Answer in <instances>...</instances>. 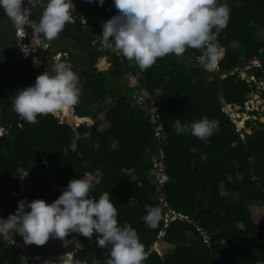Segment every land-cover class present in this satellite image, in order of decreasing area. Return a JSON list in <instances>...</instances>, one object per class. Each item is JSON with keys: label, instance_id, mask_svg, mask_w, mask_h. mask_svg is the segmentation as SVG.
<instances>
[{"label": "trees", "instance_id": "16d2710c", "mask_svg": "<svg viewBox=\"0 0 264 264\" xmlns=\"http://www.w3.org/2000/svg\"><path fill=\"white\" fill-rule=\"evenodd\" d=\"M226 2L231 10L228 24L213 29L217 41L225 47L217 70L196 65L202 50L187 48L182 57L167 54L147 69L115 51L109 59L113 67L108 72L97 65L109 53V48L102 46L99 26L118 13L114 0H105L103 5L98 0H74L81 17L74 11L72 22L51 41L40 36L48 45L42 57L48 52H61L57 49L60 47L74 63L81 89L74 105L75 114L80 117L75 116V121H83L77 127L78 139L75 129L58 115H41L35 123H29L14 111L16 91L34 84L42 71L31 56L16 59L20 51L16 27L0 9V22L9 24L11 40L5 48L0 39V127L5 129L0 135V198L10 197L24 184L28 187L27 201L43 198L51 203L71 179H86L91 174L96 181L89 180L93 185L89 195L98 199L106 191L110 194L119 224H131L144 245L143 264L264 261V221L254 211L255 205L264 203V121H247V132L246 128L238 129L224 108L226 103L245 108L255 93L264 100V89L257 87L259 81H249L235 72L240 63L249 62V56H240L239 48L233 44L238 41L246 52L256 49L258 69L264 72V32L258 33L259 28L264 29V0ZM34 4L27 5L30 22L39 21L44 0H35ZM23 28L32 31L31 24ZM93 28L97 33L91 31ZM128 62L139 67L144 87L156 99L155 120L134 99L135 89L141 87L127 82L125 93L111 86L112 80L125 77ZM100 110L105 113L104 120L98 117ZM204 116L218 122L217 129L205 139L190 132L178 133L173 127L177 118L190 124ZM90 118L93 124L87 122ZM72 142L77 144L76 151L71 150ZM156 156L166 174L163 182L152 174ZM214 164L221 170L217 176L212 173ZM20 171L22 181L13 182ZM222 184L228 191L225 195ZM145 205L160 208L161 218L155 228L148 227L142 219ZM17 207L16 201L5 207L2 219ZM169 211L180 217L166 222ZM162 231L163 241L174 246L169 257L152 248ZM11 234L13 241L0 234V264H25L18 245L23 237L15 229ZM77 235L70 231L62 239L68 244L63 250L72 252L73 259L59 264H75L77 260L106 264L111 245L99 246V234L93 233L84 246L73 248L69 245ZM55 239L50 237L44 245L30 248V256L37 258L55 251L61 254L55 248L57 243H51Z\"/></svg>", "mask_w": 264, "mask_h": 264}, {"label": "clouds", "instance_id": "9594fccd", "mask_svg": "<svg viewBox=\"0 0 264 264\" xmlns=\"http://www.w3.org/2000/svg\"><path fill=\"white\" fill-rule=\"evenodd\" d=\"M104 2L98 0L100 5ZM29 4L35 6L34 0H0V9H3L17 30L31 24L32 31L26 30L30 33L31 41L33 33L42 34L48 41L57 38L65 25L74 18V0H44L38 22H30ZM114 6L118 13L101 22L102 45L123 54L129 61L134 60L141 69L151 67L157 58L167 54L180 56L187 48H196L202 50L199 56L201 64L208 71H213L224 54L213 29L224 28L228 24L231 10L226 0L224 3L219 0H114ZM28 51H24L26 55ZM35 54L33 51L29 56L41 57ZM104 59L103 56L100 60ZM129 73L134 79L140 77L139 73ZM133 87H141L137 88L135 94L143 95L144 82L141 86L138 81V85ZM80 92L79 77L73 68L66 62L52 63L51 70L38 75L34 84L16 91L13 108L25 121L35 123L41 115L63 114L62 111L78 103ZM217 126L218 122L207 116L190 124L182 123L177 118L173 125L178 133L190 132L200 139L210 137ZM4 131L0 127V135ZM70 147L72 151L77 150L75 142ZM192 150L195 151L194 148ZM159 165L161 167L155 168L152 174L163 182L166 174L162 172V162L159 161ZM92 187L87 179L73 178L51 203L43 198L31 201L21 199L14 213L0 219V234L8 237L15 229L25 244L44 245L50 237L63 239L70 231L86 237L98 233L96 243L99 246L111 245L110 258L106 264H143L144 245L136 229L127 222L120 225L118 210L110 194L106 191L97 199L89 195ZM145 208L146 214L142 219L148 227L155 228L161 218L160 208L153 205H145ZM166 217V222H170L180 216L172 212ZM181 217L190 219L183 215ZM160 234L158 239L163 241ZM22 260L25 261V258ZM75 264L87 262L77 260ZM259 264H264V261Z\"/></svg>", "mask_w": 264, "mask_h": 264}, {"label": "rangeland", "instance_id": "374dc122", "mask_svg": "<svg viewBox=\"0 0 264 264\" xmlns=\"http://www.w3.org/2000/svg\"><path fill=\"white\" fill-rule=\"evenodd\" d=\"M77 11L78 14H80L81 12L77 9H75ZM75 18V16H74ZM73 18V19H74ZM10 26L6 21H2L0 22V39L2 40V44L3 46L9 47L11 45V40H10ZM264 32V29H258V33L261 35ZM31 36L33 37V40H30V33L26 31V29L22 28L17 30L16 28V37H17V42L18 45L20 46V51L18 53V55L16 56V59L20 58V57H27L29 56V54H32L33 51L36 52L35 56L41 55V53H44L43 51L46 50V48L48 47L47 44H43V42L41 41V36L40 34H36L33 33L31 34ZM29 44V45H28ZM235 47L239 48V55L240 56H246L248 55L249 57V62H242L240 63L236 69L235 72H237L241 77L248 79L249 81L254 80V81H259L257 84L258 89H264V72L260 73L259 71V67H260V63L259 60L256 57V49H250L247 52L243 50L242 45L238 43V41H234L233 42ZM36 45V46H35ZM23 48H25L24 51H28V54L26 55L25 52L23 51ZM53 49V48H52ZM51 49V50H52ZM57 49L61 52H57L56 54L53 53V55H51V52H48L46 54L45 57H34L33 56V62L34 64L40 65L44 68V71H49L51 70V66L52 63H58V62H66L68 63L73 70L75 71L74 68V63L72 61L71 58H69V53H64L62 52L60 47H57ZM56 50V48L54 49ZM114 52V50L110 51L109 59L112 56V53ZM246 54V55H245ZM119 55V54H117ZM179 58L182 57L181 55L178 56ZM247 57V56H246ZM103 58V57H102ZM101 58V59H102ZM189 60H192V58H187ZM219 62V60H218ZM129 63V62H128ZM132 63V62H131ZM196 65L199 66H204L203 64H201L200 60L198 62H196ZM98 66L103 69L104 71H111L112 69V64H109L105 61H100L98 62ZM129 66H131V64L129 63ZM218 67V64H217ZM217 67L215 70H217ZM76 72V71H75ZM137 72H140V69L138 67ZM256 75H261L257 78ZM133 75H131V73H126L125 77H123L122 80H112L111 82V86H113V88L119 89L122 92L126 93V83L128 82L129 85L132 84V86H136L138 85V78L136 77V79L132 78ZM223 77H225V74L222 75ZM260 78V79H259ZM128 79V80H127ZM131 83V84H130ZM260 92V91H259ZM135 93L137 94V89H135ZM134 99L138 102H140L144 108H147V113L150 114L152 116V110L150 109L151 107V102L152 99L149 97H144L136 95ZM137 96V97H136ZM108 102H110L111 100L108 99ZM135 101V103H137ZM155 101V100H154ZM224 108L226 109V111L229 113V115L232 117V119L236 122L238 129H243L246 128L247 126V121L249 120H257L260 119L261 121H264V100L263 98L260 96V94L255 93L253 95L250 96V100L247 101L245 108H242L241 106H233L231 104L226 103V105L224 106ZM95 109H97L95 107ZM253 111H257L256 114H251L253 113ZM154 112V110H153ZM56 115H60L59 117L61 118V120L64 121V113L61 114L60 112L57 113ZM98 117L102 120L105 119V113L103 111H99L98 113ZM83 121H81L80 123H82ZM88 123L93 124V120L89 119L87 120ZM247 129V128H246ZM247 132H250V129L246 130ZM155 168H159V159L156 156L155 157ZM262 163V162H261ZM153 171V170H152ZM213 175H219L221 174V170L218 167V164H214L213 166V170H212ZM227 173V172H226ZM226 178V176H225ZM23 179V173L20 171L18 173H16L14 175V177L12 178V181H22ZM86 179L90 180H94L96 181L95 178L91 177V174H87L86 175ZM227 179V178H226ZM157 182V181H156ZM160 186H162V182H159ZM28 191V187H22V190L17 191L16 193L12 194L10 197L5 198L6 201H8L7 199L14 197V201H16L18 203V201H20L21 199H25L27 198V193L25 191ZM228 191L225 190V186L222 184V194L225 195L227 194ZM237 193H233V195H235ZM236 196V195H235ZM162 198V197H161ZM3 202V201H2ZM166 202L164 201V204ZM256 208L254 209L255 213L257 214L256 217H259L260 219H262L264 221V203L262 205H255ZM172 211H169L168 215H171ZM161 237H163V232L160 234ZM89 239V237H86L80 233H78V235L76 237H74V241L72 243H70L69 246H73V248L78 247H82L86 244L87 240ZM10 241H13L12 238L10 239ZM51 243H57L55 246V248H59L57 249L59 252H61V254H58L56 251L54 253H52L51 255H46V256H39V257H34L33 255L30 256V248H34L36 247V244H25L23 240H20V243H18L19 248L23 249V256L25 257V261L26 264H38L35 260H40V264H45V261H47V264H59V261H71L72 257L67 259V255H72V252H66V250L64 251L63 248L65 249L67 247L68 244L65 245V242L62 241L61 238H56L54 240V242ZM17 244V242H16ZM173 244L165 242V241H159L157 240L156 242H154V244L152 245V248L159 251V253L161 255H164L166 257H169V255L171 254L172 250H173ZM62 255V257H61ZM47 257H50L49 259ZM24 261V263H25Z\"/></svg>", "mask_w": 264, "mask_h": 264}, {"label": "water", "instance_id": "95a60500", "mask_svg": "<svg viewBox=\"0 0 264 264\" xmlns=\"http://www.w3.org/2000/svg\"><path fill=\"white\" fill-rule=\"evenodd\" d=\"M35 1V0H34ZM45 44V43H44ZM110 49V51L111 50H114V49H112V48H109ZM223 50L225 51V47H223ZM110 54V52L108 53V54H106V56H105V62H107V63H109V55ZM126 59V58H125ZM127 61H128V59H126ZM127 71L128 72H132L133 74H137V73H135L134 72V67L133 66H129V63H127ZM41 71H42V73L43 72H45L44 71V69H42L41 68ZM138 81H139V83H140V85L141 86H143V80H142V78L141 77H138ZM142 94L145 96V97H147L148 96V98L150 97L151 99H152V102H151V110H152V117H153V119L155 120V117L157 116L156 115V111H157V109H158V107H157V104H156V101H154L155 99L147 92V90L144 88V90H142ZM153 110H154V112H153ZM75 109H74V106H72L71 108H69L68 109V113L64 116V120H65V122L68 124V125H70L73 129H75V134H76V139H78L79 138V132H78V130H77V127L80 125V123H77L76 121H75ZM22 187H23V185L21 186V188H20V191L22 190ZM8 201H6L5 199H3V198H0V219H2V210L5 208V207H7V206H9V205H11L12 203H14L15 201H14V197H12V198H9V199H7ZM3 201V202H2ZM4 238L5 239H7V240H10L11 238H12V234L10 235V236H8V237H5L4 236ZM159 241H162V239L160 238V239H158ZM69 258H71L70 257V255H67V259H69Z\"/></svg>", "mask_w": 264, "mask_h": 264}, {"label": "flooded vegetation", "instance_id": "af4514ba", "mask_svg": "<svg viewBox=\"0 0 264 264\" xmlns=\"http://www.w3.org/2000/svg\"><path fill=\"white\" fill-rule=\"evenodd\" d=\"M78 10H79V9H78ZM74 11L76 12L77 15H80V17H81V15H82L81 13L78 14L76 10H74ZM79 11H80V10H79ZM80 12H81V11H80ZM94 18L97 19L96 17H94ZM99 28L102 29V26H99ZM91 31H92L93 33H97V29H96V28H93ZM102 44H103V43H102ZM102 46H103V45H102ZM114 51H116V50H114ZM117 54H120V53H119V52H116V55H117ZM105 56H106V55H104V57H105ZM100 61H101V60H100ZM97 64H98V63H97ZM109 64H112V62H111L110 60H109ZM112 66H113V64H112ZM98 67H99V66H98ZM133 67H134L135 70H136V71H134V72H135V73H138V72H137L138 66H137V65H136V66L133 65ZM99 68H100V67H99ZM100 69H101V68H100ZM102 70H103V69H102ZM228 104H229V103H228ZM225 105H226V104H225Z\"/></svg>", "mask_w": 264, "mask_h": 264}, {"label": "bare ground", "instance_id": "6f19581e", "mask_svg": "<svg viewBox=\"0 0 264 264\" xmlns=\"http://www.w3.org/2000/svg\"><path fill=\"white\" fill-rule=\"evenodd\" d=\"M36 46V45H35ZM63 113H65V115L68 113V109L62 111Z\"/></svg>", "mask_w": 264, "mask_h": 264}, {"label": "built area", "instance_id": "2783aa9c", "mask_svg": "<svg viewBox=\"0 0 264 264\" xmlns=\"http://www.w3.org/2000/svg\"><path fill=\"white\" fill-rule=\"evenodd\" d=\"M40 58V57H39ZM20 250H21V254H22V256H23V252H24V250L23 249H21V248H19ZM24 257V256H23ZM25 258V257H24Z\"/></svg>", "mask_w": 264, "mask_h": 264}]
</instances>
